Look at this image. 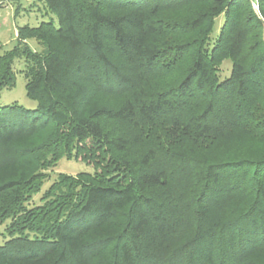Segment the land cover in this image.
I'll return each mask as SVG.
<instances>
[{
    "label": "trees",
    "instance_id": "obj_1",
    "mask_svg": "<svg viewBox=\"0 0 264 264\" xmlns=\"http://www.w3.org/2000/svg\"><path fill=\"white\" fill-rule=\"evenodd\" d=\"M40 1L0 56L37 103L0 107V264H264V0ZM65 157L94 172L28 206Z\"/></svg>",
    "mask_w": 264,
    "mask_h": 264
},
{
    "label": "rangeland",
    "instance_id": "obj_2",
    "mask_svg": "<svg viewBox=\"0 0 264 264\" xmlns=\"http://www.w3.org/2000/svg\"><path fill=\"white\" fill-rule=\"evenodd\" d=\"M251 1L253 2L254 10L256 12H259L258 0ZM52 20L57 26V17L47 11L44 1L0 0V56L12 51L15 47H17L18 29L23 28L25 26L35 28L38 27L42 22H49ZM223 21V16L218 18L216 22V28L214 30V36L219 33V29ZM28 44L34 51L41 52L43 49L42 46L35 40H30ZM26 65V62L23 59H18L15 61L14 71L16 73V86L14 89L4 90L0 94V107L10 106L17 103L18 105L23 106L25 109L28 110H34L37 108V103L27 97V81L23 73V71L26 69ZM231 68L232 65L229 61L222 64L219 71L221 79H224L230 75ZM178 72L171 74L168 80H175L176 76L178 75ZM99 99L103 103L108 105H117L118 103V97L108 96L105 94L100 95ZM230 146L232 145L230 144ZM221 149L223 150V147L214 146L209 150L214 151L216 154H221ZM241 149L242 147H239L237 151H244ZM92 172H94L93 165L85 162L81 157L72 159L69 157H65L54 167L46 171L48 177L42 188V192L35 195L31 200L30 205L28 206L33 207L41 205V198L43 193L58 179L60 175L78 177L80 174ZM9 224V220L4 223L0 222V246L4 245L7 241L12 238V236L7 230ZM31 237L33 236L31 235Z\"/></svg>",
    "mask_w": 264,
    "mask_h": 264
}]
</instances>
